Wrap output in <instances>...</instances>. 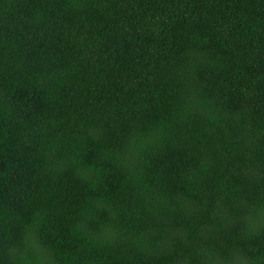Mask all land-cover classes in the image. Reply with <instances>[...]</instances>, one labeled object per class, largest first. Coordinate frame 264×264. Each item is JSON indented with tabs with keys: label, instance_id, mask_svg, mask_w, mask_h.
<instances>
[{
	"label": "trees",
	"instance_id": "trees-1",
	"mask_svg": "<svg viewBox=\"0 0 264 264\" xmlns=\"http://www.w3.org/2000/svg\"><path fill=\"white\" fill-rule=\"evenodd\" d=\"M0 264H264V0H0Z\"/></svg>",
	"mask_w": 264,
	"mask_h": 264
}]
</instances>
